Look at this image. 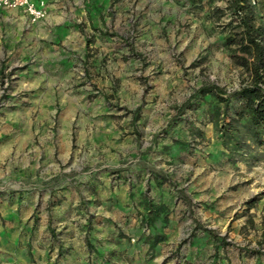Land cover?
I'll return each mask as SVG.
<instances>
[{"label": "rangeland", "instance_id": "obj_1", "mask_svg": "<svg viewBox=\"0 0 264 264\" xmlns=\"http://www.w3.org/2000/svg\"><path fill=\"white\" fill-rule=\"evenodd\" d=\"M50 2L53 12L36 22L0 13V198H17L16 209L34 217L45 211L39 201H52L54 221L65 216L83 241L86 228L96 240L160 244L142 259L129 252L130 263L108 253L109 264H166L173 249L180 257L221 237L264 264V160L228 162L202 105L164 130L199 86L232 91L245 77L223 46L238 22L227 0ZM260 11L264 19V0ZM112 200L134 215L140 201L171 209L152 229L130 215L127 229L90 221L109 217L100 202ZM52 254L41 257L60 264ZM89 255L79 250L62 264Z\"/></svg>", "mask_w": 264, "mask_h": 264}, {"label": "crops", "instance_id": "obj_2", "mask_svg": "<svg viewBox=\"0 0 264 264\" xmlns=\"http://www.w3.org/2000/svg\"><path fill=\"white\" fill-rule=\"evenodd\" d=\"M44 1L46 3L47 14L52 13L54 5L51 4L50 0ZM4 11L19 12L22 10H0V13ZM70 200H74V198L72 197ZM39 202L43 205L45 211L34 217L32 211L20 213V211L16 209L19 207L17 198H0L1 204L10 205L5 207L3 205L0 206V210H2L0 211V264H47V259L42 258L41 254L49 252L54 253L52 255L55 256L59 254L56 262L62 264L66 261L67 256L71 255V253L78 252L79 250L87 252L88 254L90 253V259L86 260V264H94L95 262L97 264H109L111 263V260L107 257L108 253H112L113 255L121 254L120 257L122 258H125L126 255L124 261L130 263L132 261L127 260V257L129 258V252H134V254L135 252H141L138 258L141 257L140 259H142L145 251L153 249V251L157 252L160 247V244L153 243L127 245L120 243V240L118 239V241L116 242L115 240L114 243L105 241V239L96 240L94 232L91 231L90 234L86 228L82 233L83 241L82 237L80 238L81 231L79 232L77 227L69 230L70 227L65 226L67 221L65 216L58 215V219L54 221L53 213L48 211L53 207L52 201L44 199L43 202ZM63 202L66 203L65 201H57L56 205L63 204ZM140 202V208H142V211L136 212L134 215L132 211L133 209L130 210L129 213H123L118 210L117 207L121 203L120 201L112 200L110 203L108 201H101L100 206L109 214V217H105V215H96L93 220L91 218L90 221H94L95 219L98 221L100 220L101 226L110 228V223L116 222L117 220V223L121 222L125 225V229H127V225L131 226V223L127 224V219L123 218V216L130 215L131 222H136L139 218L141 219L147 215L149 202ZM33 204V207L35 208L37 202H34ZM103 204L106 205L103 206ZM169 204V202L166 203L164 200L150 202L152 210L155 211V209H161V213H156V220L150 226L151 229L157 226V224L162 223L163 219L170 214L169 209H171V206ZM201 209H203V206ZM110 216L112 217L110 218ZM86 227L89 226L87 225ZM194 232H197V230ZM111 236L112 234H110L108 238ZM197 236H200V234ZM213 241L214 239L212 238L207 243L188 245L185 251L186 255H181L180 257L176 256L178 248L173 249L171 250V255L169 257L167 254L165 263L203 264L202 261L205 260L207 261L206 263L210 264H253L255 261L254 256L249 255V252L251 251H246L245 249H240L237 246H231L229 244L225 246L217 245L218 243ZM95 243L99 246L97 247ZM19 252L30 253V255H26L25 258H22V256L19 255ZM96 257L100 260H96ZM120 257L118 256V258ZM255 258L258 259V261L263 260L261 256H256ZM119 262H121V260Z\"/></svg>", "mask_w": 264, "mask_h": 264}, {"label": "trees", "instance_id": "obj_3", "mask_svg": "<svg viewBox=\"0 0 264 264\" xmlns=\"http://www.w3.org/2000/svg\"><path fill=\"white\" fill-rule=\"evenodd\" d=\"M231 14L238 21L235 31L224 39L223 46L235 53L233 64L243 69L245 77L240 85L228 91L213 83L199 86L190 97L176 108L164 128L176 124L177 116L187 109L204 106V117L218 133L221 152L230 163L254 165L264 160V19L262 0H227ZM181 149L186 145L177 142ZM161 209H147L144 226L155 222ZM161 213V212H160ZM210 233V231H209ZM215 238V236H214ZM218 240V241H217ZM217 245H228L225 238ZM258 253V251H252ZM264 256V253H262Z\"/></svg>", "mask_w": 264, "mask_h": 264}, {"label": "built area", "instance_id": "obj_4", "mask_svg": "<svg viewBox=\"0 0 264 264\" xmlns=\"http://www.w3.org/2000/svg\"><path fill=\"white\" fill-rule=\"evenodd\" d=\"M0 10H22L32 22L44 18L47 14L44 0H0Z\"/></svg>", "mask_w": 264, "mask_h": 264}]
</instances>
